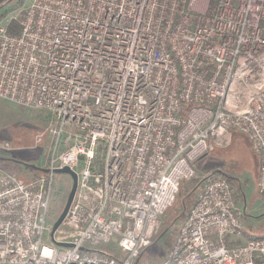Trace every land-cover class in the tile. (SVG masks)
<instances>
[{
	"label": "built area",
	"instance_id": "2783aa9c",
	"mask_svg": "<svg viewBox=\"0 0 264 264\" xmlns=\"http://www.w3.org/2000/svg\"><path fill=\"white\" fill-rule=\"evenodd\" d=\"M18 21H0V97L47 112L48 171L0 169V264H264L219 170L168 252L142 260L194 160L233 130L264 201V0H28ZM64 166L78 188L52 235Z\"/></svg>",
	"mask_w": 264,
	"mask_h": 264
},
{
	"label": "rangeland",
	"instance_id": "374dc122",
	"mask_svg": "<svg viewBox=\"0 0 264 264\" xmlns=\"http://www.w3.org/2000/svg\"><path fill=\"white\" fill-rule=\"evenodd\" d=\"M27 1H0V21L6 24L19 22ZM48 125L47 112L0 97V169L25 181L41 173L33 166L40 165L46 158ZM193 165V176L181 182L176 200L162 215L153 242L142 254L144 262H159L168 252L174 242L176 227L187 218L201 193L204 178L218 170L229 176L238 202L245 209L246 234H242V241L252 236H264V201L257 187L259 158L248 135L233 130L229 139L210 144ZM55 185L57 192L52 211L57 218L66 204L72 178L68 174L57 173Z\"/></svg>",
	"mask_w": 264,
	"mask_h": 264
},
{
	"label": "water",
	"instance_id": "95a60500",
	"mask_svg": "<svg viewBox=\"0 0 264 264\" xmlns=\"http://www.w3.org/2000/svg\"><path fill=\"white\" fill-rule=\"evenodd\" d=\"M34 167L40 169L41 171H48V169H45V168H42V167H39V166H35ZM55 172L56 173H65V174H68L71 176L72 178V188L70 190V193L68 195V198H67V201H66V204L62 210V212L60 213V215L58 216L57 220L55 221L54 223V226H53V230H52V235H54V233L57 231V229L62 225V223L64 222L68 212H69V209L72 205V202L74 200V197H75V194H76V191H77V188H78V174L76 171H74L71 167L69 166H64L62 168H57L55 169ZM65 244V243H64ZM65 245H71L69 243H66Z\"/></svg>",
	"mask_w": 264,
	"mask_h": 264
},
{
	"label": "trees",
	"instance_id": "16d2710c",
	"mask_svg": "<svg viewBox=\"0 0 264 264\" xmlns=\"http://www.w3.org/2000/svg\"><path fill=\"white\" fill-rule=\"evenodd\" d=\"M9 30L12 31V32H18L19 31V26L16 22H12L9 24ZM34 167V166H33ZM36 168V167H34ZM38 168H36L37 170ZM39 170V169H38ZM245 233V232H244ZM252 237H256V236H252ZM257 238V237H256ZM149 249V248H147Z\"/></svg>",
	"mask_w": 264,
	"mask_h": 264
},
{
	"label": "crops",
	"instance_id": "0c3cea01",
	"mask_svg": "<svg viewBox=\"0 0 264 264\" xmlns=\"http://www.w3.org/2000/svg\"><path fill=\"white\" fill-rule=\"evenodd\" d=\"M0 1H3V0H0ZM245 230H246V228H245ZM245 232V231H244ZM246 234V233H245ZM244 237V236H243Z\"/></svg>",
	"mask_w": 264,
	"mask_h": 264
}]
</instances>
